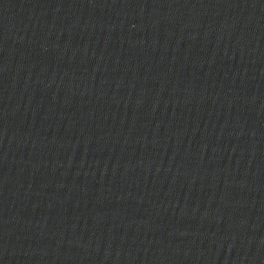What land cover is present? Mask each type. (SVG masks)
<instances>
[{"label":"water","instance_id":"obj_1","mask_svg":"<svg viewBox=\"0 0 264 264\" xmlns=\"http://www.w3.org/2000/svg\"><path fill=\"white\" fill-rule=\"evenodd\" d=\"M0 264H264V0H0Z\"/></svg>","mask_w":264,"mask_h":264}]
</instances>
